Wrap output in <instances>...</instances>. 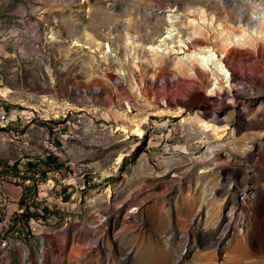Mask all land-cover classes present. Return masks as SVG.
Instances as JSON below:
<instances>
[{
	"label": "rangeland",
	"instance_id": "1",
	"mask_svg": "<svg viewBox=\"0 0 264 264\" xmlns=\"http://www.w3.org/2000/svg\"><path fill=\"white\" fill-rule=\"evenodd\" d=\"M0 91V264H264V0H0Z\"/></svg>",
	"mask_w": 264,
	"mask_h": 264
},
{
	"label": "crops",
	"instance_id": "2",
	"mask_svg": "<svg viewBox=\"0 0 264 264\" xmlns=\"http://www.w3.org/2000/svg\"><path fill=\"white\" fill-rule=\"evenodd\" d=\"M0 95H1V91H0ZM4 110V106H2V107H0V116H1V118L0 119H2V115H3V113H2V111ZM27 164V167H24L23 165H22V169L23 170H27L28 168L29 169H31L30 167H34V165L33 164H28V163H26Z\"/></svg>",
	"mask_w": 264,
	"mask_h": 264
},
{
	"label": "bare ground",
	"instance_id": "3",
	"mask_svg": "<svg viewBox=\"0 0 264 264\" xmlns=\"http://www.w3.org/2000/svg\"><path fill=\"white\" fill-rule=\"evenodd\" d=\"M198 55H199V54H198ZM205 58H206V57H205ZM222 65L224 66V64H222ZM228 72H229V70H228ZM231 74H232V73H231ZM136 132H138L139 134L142 133V131H141L139 128L136 129ZM120 159H121V157L118 158V161H120ZM109 191H111V190L109 189ZM236 240L240 241V240H241V237L238 236V237L236 238Z\"/></svg>",
	"mask_w": 264,
	"mask_h": 264
},
{
	"label": "trees",
	"instance_id": "4",
	"mask_svg": "<svg viewBox=\"0 0 264 264\" xmlns=\"http://www.w3.org/2000/svg\"><path fill=\"white\" fill-rule=\"evenodd\" d=\"M22 202H23V200L20 201V203H22Z\"/></svg>",
	"mask_w": 264,
	"mask_h": 264
},
{
	"label": "built area",
	"instance_id": "5",
	"mask_svg": "<svg viewBox=\"0 0 264 264\" xmlns=\"http://www.w3.org/2000/svg\"><path fill=\"white\" fill-rule=\"evenodd\" d=\"M0 168H1V162H0Z\"/></svg>",
	"mask_w": 264,
	"mask_h": 264
}]
</instances>
